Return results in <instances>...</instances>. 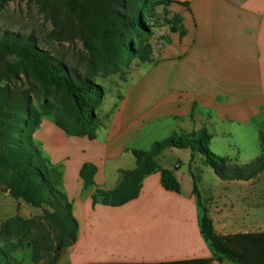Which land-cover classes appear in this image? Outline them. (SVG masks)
<instances>
[{
  "label": "crops",
  "instance_id": "obj_1",
  "mask_svg": "<svg viewBox=\"0 0 264 264\" xmlns=\"http://www.w3.org/2000/svg\"><path fill=\"white\" fill-rule=\"evenodd\" d=\"M158 1L167 4L157 8L152 62L132 67L121 99L104 106L96 139L70 136L56 126L44 129L42 123L33 132L45 156L62 167L63 190L79 220L77 241L56 264H234L216 261L201 233L194 176L193 187L181 185L179 193L162 186L163 170L181 184L179 157L176 171L159 165L163 154L176 149L157 159L159 170L144 179L138 199L119 207L93 205L97 190H113L122 171L136 169L131 150H150L175 133L204 127L214 138L231 136V124L264 116V0ZM176 17L181 22L173 30L167 21ZM68 147L75 148L73 157L63 154ZM187 151L192 172L196 155ZM85 163L98 167L96 186L87 190L80 177ZM227 182L258 184V196L233 190L211 197L206 209L215 231L264 232V185L258 178ZM138 222L150 227L137 231ZM96 242L99 260L92 261L85 253Z\"/></svg>",
  "mask_w": 264,
  "mask_h": 264
},
{
  "label": "trees",
  "instance_id": "obj_2",
  "mask_svg": "<svg viewBox=\"0 0 264 264\" xmlns=\"http://www.w3.org/2000/svg\"><path fill=\"white\" fill-rule=\"evenodd\" d=\"M4 1L0 0V7ZM162 4L167 2L63 0L65 9L81 23V37L90 52V65L83 73L42 48L32 34L1 31L0 56L11 71L17 67L34 78L42 89H61L70 99L75 116L67 128L55 123L70 136L94 140L103 125L98 111L107 95L96 75L104 69L112 73L130 70L134 62H152L151 41L156 27L153 21ZM180 22L177 17L167 21L173 30H178ZM24 105L15 102L9 90L0 86V191L9 193L16 201L44 209V222L52 231L53 261L56 263L62 251L77 241L79 225L73 216V206L63 192L62 167L54 165L33 138L41 120L34 119L33 111ZM64 118L68 119L67 114ZM213 138L204 127L191 133H175L156 142L150 150H131L136 169L122 171L113 190H97L92 197L93 205L119 207L138 199L144 179L159 170L157 159L168 149L190 150L192 157L203 155L206 164L224 181H250L264 173V127L260 133L262 155L245 168H228L227 161L212 152ZM97 173L98 167L93 163L82 166L80 177L86 190L96 186ZM161 182L168 191H181V184L169 170L162 171ZM194 195L203 210L200 230L214 250L216 261L264 264V232L218 234L207 209L201 204L195 178ZM0 264L21 262L8 249L0 248Z\"/></svg>",
  "mask_w": 264,
  "mask_h": 264
},
{
  "label": "rangeland",
  "instance_id": "obj_3",
  "mask_svg": "<svg viewBox=\"0 0 264 264\" xmlns=\"http://www.w3.org/2000/svg\"><path fill=\"white\" fill-rule=\"evenodd\" d=\"M153 22H158V18H155ZM4 30L32 34L42 48L66 62L70 67L76 68L80 73L85 72L90 65V52L81 37L82 25L65 9L63 0H5L0 7V32ZM134 66H138V63H132L131 69ZM131 69L121 70L118 73L104 69L96 75L107 90V95L98 111L101 119L104 115V106L115 99H120L121 93L126 90L129 83L126 81ZM0 86L9 90L15 102L20 105L25 104L26 109L32 110L34 119L41 120L44 129L48 126H56L64 131L56 123L67 128L74 119L72 103L61 89H42L34 78L22 73L17 67L11 71L1 56ZM66 114L67 120L64 118ZM231 127V136L213 138L211 150L227 161L228 168L235 166L245 168L262 155L260 133L264 127V116L257 117L246 124H231ZM37 128L34 132H38ZM37 143L41 145L38 139ZM176 150L174 152L177 153L169 151L163 154L159 158V165L176 171L174 164L179 157L183 163L181 170H177L181 185L184 190L191 189L194 176L204 208H208L209 199L221 191L230 193L234 190L237 195L244 194L247 190L250 191L251 198L258 196V184L250 183L252 185L248 186L236 182L232 185L231 182L221 180L206 164L203 155H196V163L193 164L191 172L187 155L184 153L189 151ZM75 151V148L68 147L63 154L73 157ZM49 155H51V149L48 152ZM257 178L261 181L260 184L264 185V173ZM261 188L263 190L260 195L264 200V186ZM69 202L73 206V216L79 223L74 212V202ZM134 225L137 231H145L150 227L146 222H138ZM51 234V229L44 222V209H37L23 201H16L9 193L0 191V248L8 249L21 264H56L57 262L53 261L55 255L52 251ZM98 246L97 242L91 244L85 253L87 259L99 260Z\"/></svg>",
  "mask_w": 264,
  "mask_h": 264
}]
</instances>
